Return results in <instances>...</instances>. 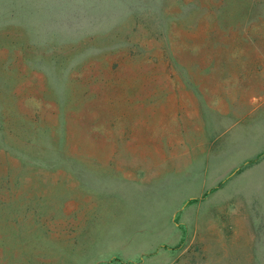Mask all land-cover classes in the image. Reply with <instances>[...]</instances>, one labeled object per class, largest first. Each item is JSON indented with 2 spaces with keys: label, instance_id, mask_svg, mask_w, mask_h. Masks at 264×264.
<instances>
[{
  "label": "rangeland",
  "instance_id": "374dc122",
  "mask_svg": "<svg viewBox=\"0 0 264 264\" xmlns=\"http://www.w3.org/2000/svg\"><path fill=\"white\" fill-rule=\"evenodd\" d=\"M0 264H264V0H0Z\"/></svg>",
  "mask_w": 264,
  "mask_h": 264
}]
</instances>
